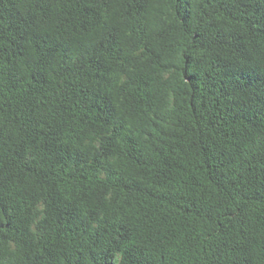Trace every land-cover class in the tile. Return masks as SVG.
I'll list each match as a JSON object with an SVG mask.
<instances>
[{
    "label": "trees",
    "instance_id": "trees-1",
    "mask_svg": "<svg viewBox=\"0 0 264 264\" xmlns=\"http://www.w3.org/2000/svg\"><path fill=\"white\" fill-rule=\"evenodd\" d=\"M0 264H264V0H0Z\"/></svg>",
    "mask_w": 264,
    "mask_h": 264
}]
</instances>
